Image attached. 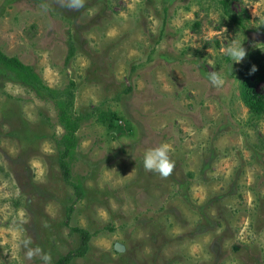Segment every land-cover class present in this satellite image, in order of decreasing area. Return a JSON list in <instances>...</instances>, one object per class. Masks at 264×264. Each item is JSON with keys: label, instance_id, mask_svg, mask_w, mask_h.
<instances>
[{"label": "rangeland", "instance_id": "rangeland-1", "mask_svg": "<svg viewBox=\"0 0 264 264\" xmlns=\"http://www.w3.org/2000/svg\"><path fill=\"white\" fill-rule=\"evenodd\" d=\"M70 3L0 0L1 52L53 91L76 84L70 167L84 192L72 205L55 104L0 62V264H42L24 240L51 264L76 249L69 207L92 234L71 264H264V115L243 104L239 74L250 52L264 61V0ZM251 86L264 92L262 68ZM163 143L167 177L140 164Z\"/></svg>", "mask_w": 264, "mask_h": 264}, {"label": "trees", "instance_id": "trees-1", "mask_svg": "<svg viewBox=\"0 0 264 264\" xmlns=\"http://www.w3.org/2000/svg\"><path fill=\"white\" fill-rule=\"evenodd\" d=\"M224 8L228 9V3L224 1ZM228 12V11H227ZM75 46L71 44L69 49L68 59L75 54ZM258 53V52H257ZM0 62L10 71L14 72L15 76L26 83L39 93H44L55 104V109L58 112V122L63 128V133L60 138L62 152L59 157V168L65 183L70 185L75 194V200L72 205L80 201L83 197V189L79 182L72 181L70 160L73 157L74 151L78 145L76 134L80 129L82 118L76 115L74 109L75 88L76 84L70 80L69 84L63 91H53L40 84V81L35 79L30 67L24 65L16 58H10L4 55L0 50ZM262 68L264 71V61L256 57L255 53H249L245 66L240 68V85L243 104L249 109L250 113L259 118L264 115V92L258 94L253 91L251 86V75L257 68ZM254 69V70H253ZM72 215V207L66 210L65 220L63 225L69 228L70 232L77 234L79 244L73 251L67 252L57 259L55 264H71L78 257H84L88 250L92 234L86 229L80 227H72L70 219Z\"/></svg>", "mask_w": 264, "mask_h": 264}, {"label": "clouds", "instance_id": "clouds-1", "mask_svg": "<svg viewBox=\"0 0 264 264\" xmlns=\"http://www.w3.org/2000/svg\"><path fill=\"white\" fill-rule=\"evenodd\" d=\"M68 6L72 8H79L82 6V0H71V3ZM227 55L236 62L243 60L246 56L243 43L239 40L233 41L231 46L227 49ZM196 67L199 68V65H196ZM225 76L226 73L216 70L207 73L206 79L213 87L218 88L224 84ZM140 164L146 171L158 173L163 177L169 176L175 167V161L172 160L169 155V145L167 143L147 148L141 156ZM30 244L31 240L23 241V247L26 250L25 254L28 259L31 260L34 257H39L42 264H51L52 257L50 253L44 251L40 246L30 247Z\"/></svg>", "mask_w": 264, "mask_h": 264}]
</instances>
